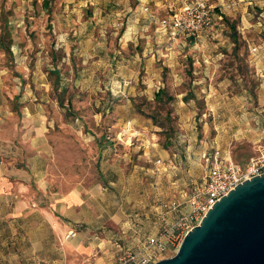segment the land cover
<instances>
[{
	"label": "rangeland",
	"instance_id": "1",
	"mask_svg": "<svg viewBox=\"0 0 264 264\" xmlns=\"http://www.w3.org/2000/svg\"><path fill=\"white\" fill-rule=\"evenodd\" d=\"M121 1L0 0V264H104L110 255L120 256L115 244L134 248L137 242L109 240L110 233L121 234L128 222L126 231L142 236L140 244L186 211L201 186L206 170L201 153L215 149L216 132L206 93L195 92L200 118L195 123L179 121L176 102L182 88L197 86L194 74L186 75L177 58L168 63L163 56L155 70L126 78L102 64L91 67L106 39L117 46L118 21L127 18ZM152 1L138 0L143 4L132 18L150 22L192 0L155 6ZM207 3L213 9L246 8L250 21L261 24L259 32H251L253 42H264V0ZM144 32L153 38L154 25L147 23ZM247 50L245 42L232 47L243 54L235 69L221 59L233 85L225 86V97L243 90L254 94L257 80L245 60ZM238 77L244 86H238ZM159 88L160 99L153 98ZM220 125L230 136L245 127ZM225 138L219 147L239 160L256 153L245 139ZM138 165L150 171L139 174ZM142 176L145 195L134 181ZM153 180L162 201L147 198ZM73 192L76 198L69 199ZM142 213H148L147 221L140 220ZM174 253L166 251L160 259Z\"/></svg>",
	"mask_w": 264,
	"mask_h": 264
},
{
	"label": "crops",
	"instance_id": "2",
	"mask_svg": "<svg viewBox=\"0 0 264 264\" xmlns=\"http://www.w3.org/2000/svg\"><path fill=\"white\" fill-rule=\"evenodd\" d=\"M163 2L164 0H153L152 6L159 5ZM184 3L186 2H182L181 7ZM121 4L120 11L123 13V16L127 15V18L125 21H118V23H121V30L117 37V46L111 47V43L108 46V41L106 39V41L102 43V50H99L100 54H93L96 61H93L91 67H98L95 66L94 62L96 65L102 64L104 69L116 71L117 73L124 75L126 78L134 75L141 69H144L145 72L148 73L155 70L157 68V62L162 56L164 57V62L168 63L173 62V60H171L172 58H177V60L183 65L182 69H185L184 71L186 75H191V73L194 74L193 77L197 85L186 86V88H182L184 89L183 91L181 90L179 94H176V102L177 105H179L181 112V114H179V111L177 112L180 117L179 121L187 123L190 122V119H193V122L195 123V120H200L199 115L197 116L194 111L195 104L197 105V103H199L197 93L195 92H205V104H208V119H212V122L215 124L212 128L216 131L215 139L213 140L215 144L212 145V147L220 149L226 157H229L232 160L234 159L241 164L244 161L245 163L248 161H246L247 155L245 156V159H242L241 157L239 160L233 152L226 151V149L219 147V145H224V139H226V136L227 138L245 139L255 152L259 147L264 148V42L262 40L256 41V44L253 42V35L251 32H259L261 30V24L259 22L250 21L246 8L241 7L240 9H237L236 6L231 8L229 5L218 9L210 7L212 12V23L210 27L203 29L196 37L178 36L175 39H170L167 32L161 28L157 20L152 19V21L149 20L150 22H148V20L132 18L133 15L137 14L141 9L140 4L143 3L138 2V0H122ZM177 10L178 9L173 10L172 13ZM151 15L152 14H150V16ZM227 16L231 17V19L236 16L239 18L234 21L228 20L226 18ZM147 23H152L154 25L155 34L153 38L152 36L149 38L150 36L147 35L146 32H144V34L142 33V31L146 29ZM140 39H142L141 44L143 46H140L139 44ZM244 42L247 43L248 46V50L244 56L245 60L248 66L253 69L257 80L254 94L252 95L249 91L243 90L239 95L225 97V93H223L225 86L233 85H231L230 80L226 76L225 69L228 68H226L225 64L221 62V59L230 60L229 66L232 67V69H235L236 60L240 59L243 54L238 53L237 51H232V47ZM103 59L104 61H102ZM108 66L110 67L107 68ZM84 69L85 68H81V71ZM240 80L241 78L238 77L235 81L238 86H244L241 85L240 82H237ZM163 91L162 88L156 89L153 98H155L156 94L159 92L161 96ZM225 107L227 110H221V108ZM123 119L124 117L120 116L117 120L121 122ZM131 121L133 122V119H129L126 122L130 123ZM233 123H242L245 127H243L244 129L236 131L233 136L227 135L226 133H229V130L224 129L223 125L220 124H228L227 127L229 128ZM120 134L124 135V132H120ZM212 152L213 150L207 152V154L205 151L201 153V155L205 154V156H207V159L205 158L206 170L202 182L209 167V160ZM240 156L242 155L240 154ZM156 162L159 163L160 159H157ZM159 166V164L156 166L157 171H161ZM141 169L148 168H143L138 165L134 171L144 175L145 172ZM143 178L144 177L142 176L141 178L138 177L134 179L139 195H145L143 193ZM147 186L149 187L147 198L154 202L162 201L163 197L160 194V188L156 186V181L153 180L148 182ZM68 198L75 199L76 193H70ZM148 217V213H146L145 216H143L142 213L140 220L142 222L147 221ZM124 225V231H122L121 234L115 235L116 233H110L108 239H117L118 241L123 242V244L125 242L137 241L136 244L132 246H135L134 248L138 247V242L142 236H135L133 233L127 232L126 227L129 226L128 222H125ZM134 236L138 238L136 239ZM125 246L126 245H123L122 248L119 244H115V248L118 250V252L115 253L121 255L125 248L131 247L128 245L127 247ZM89 248L93 247L91 246ZM117 259L118 258L111 257L110 255L104 264L115 263L117 262ZM99 263V261L94 262V260L83 262V264Z\"/></svg>",
	"mask_w": 264,
	"mask_h": 264
},
{
	"label": "water",
	"instance_id": "3",
	"mask_svg": "<svg viewBox=\"0 0 264 264\" xmlns=\"http://www.w3.org/2000/svg\"><path fill=\"white\" fill-rule=\"evenodd\" d=\"M153 264H264V173L218 199L175 253Z\"/></svg>",
	"mask_w": 264,
	"mask_h": 264
},
{
	"label": "built area",
	"instance_id": "4",
	"mask_svg": "<svg viewBox=\"0 0 264 264\" xmlns=\"http://www.w3.org/2000/svg\"><path fill=\"white\" fill-rule=\"evenodd\" d=\"M144 10H148L144 7ZM170 39L178 36L196 37L211 26L212 12L207 0H192L170 16L156 18ZM204 158L205 154L203 155ZM207 159V158H206ZM199 189L188 199V209L171 222H166L158 234L147 235L138 247H127L111 264H153L166 251H176L184 234L197 224L204 213L240 182L264 173V148L259 147L244 165H239L215 148ZM170 207L175 208L174 203Z\"/></svg>",
	"mask_w": 264,
	"mask_h": 264
},
{
	"label": "trees",
	"instance_id": "5",
	"mask_svg": "<svg viewBox=\"0 0 264 264\" xmlns=\"http://www.w3.org/2000/svg\"><path fill=\"white\" fill-rule=\"evenodd\" d=\"M155 98L160 99V92L156 94ZM167 99H171V98L168 97Z\"/></svg>",
	"mask_w": 264,
	"mask_h": 264
}]
</instances>
